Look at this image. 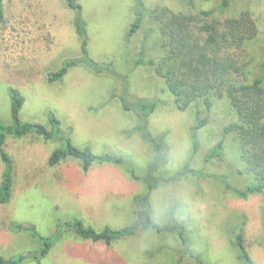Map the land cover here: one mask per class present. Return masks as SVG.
<instances>
[{"label": "rangeland", "instance_id": "rangeland-1", "mask_svg": "<svg viewBox=\"0 0 264 264\" xmlns=\"http://www.w3.org/2000/svg\"><path fill=\"white\" fill-rule=\"evenodd\" d=\"M222 1L141 0L146 12L138 30L128 35L136 0H78L90 56L111 62L126 77L130 99L158 101L148 116V128L161 138L164 157L152 172L155 151L134 130L136 113L122 108L118 99L122 81L117 76L94 73L79 63L61 80H48L49 72L80 56L75 11L64 0L2 1L0 123H11L8 89L14 87L24 97L21 120L47 126V113L53 112L62 129L70 130L75 145H89L95 155L114 152L125 161L94 162L86 172L71 158L49 165L50 152L61 142L7 136L13 185L9 201L0 203L3 257L38 253L44 246L28 231L15 228L21 224L54 240L39 261L28 258L23 264H244L233 245L238 232L255 264H264V189L241 197L221 181L225 177L240 189L255 181L236 152L233 134L223 132L237 120L229 98L213 94L210 108L202 98L178 107L164 78L146 64L168 52V38L150 10L192 14L210 10L208 21L249 11L256 34L246 42L240 59L246 78H256L264 60V0H229L223 11ZM141 55L143 63L136 64ZM201 120L205 124L195 128ZM219 141L221 155L207 159ZM3 170L0 158V182ZM149 171L150 180H157L149 194L155 228L140 223L133 233L105 244L78 238L67 227L76 219L96 230L120 229L138 221L140 208L134 197L147 191ZM58 227L62 230L54 234Z\"/></svg>", "mask_w": 264, "mask_h": 264}, {"label": "trees", "instance_id": "trees-1", "mask_svg": "<svg viewBox=\"0 0 264 264\" xmlns=\"http://www.w3.org/2000/svg\"><path fill=\"white\" fill-rule=\"evenodd\" d=\"M2 1L0 0V20L2 19ZM67 5L75 11L74 24L76 32L80 37V56L65 60L56 70L48 73L50 82L59 81L67 73L68 69L79 63L85 65L94 73L107 71L117 76L121 82V93L118 96L123 109L132 110L138 117V123L134 130L148 141L155 156L150 162V171L156 167L164 157L161 138L155 137L148 128V116L158 104L156 99L129 98V84L125 76L119 75L115 67L108 61H97L93 59L87 49L88 34L86 22L83 18L82 7L78 0H64ZM229 0H223L221 10H225ZM137 13L128 27V35L136 32L146 12L141 0H136ZM159 19L161 30L168 38L167 55L157 61L149 58L146 64L154 67L155 71L165 80L167 90L174 96L178 107H186L198 98H202L206 108L212 105L211 96L219 97L226 95L237 120L230 122L223 128L225 134L232 133L236 140V152L240 160L245 164V169L254 177L252 184L244 188L232 187L221 177L224 186L235 194L245 197L249 193H259L264 189V60L260 66V73L256 78H246L241 54L246 42L256 34V23L249 11H243L238 16H230L223 21L207 20L212 11L199 13H173L168 10H150ZM142 55L136 64H142ZM244 76V77H243ZM11 123H0V158L4 164V170L0 182V203H6L11 197L13 185V162L5 150L7 136L22 138L34 136L44 140H57L60 146L54 148L47 159L49 165H57L66 159L79 161L81 169L86 172L94 162H107L120 164L124 159L114 152L95 155L89 145L77 146L72 141L70 130L61 127V120L53 113L48 112V123L44 125L35 121H23L19 114L24 103V97L19 90L9 87ZM205 120L196 123L195 128L205 124ZM196 139L194 140L195 143ZM222 152V141L210 149L206 158L220 156ZM190 170V169H188ZM131 173L132 168L128 167ZM148 172L147 191L134 197L139 206V219L131 225L114 229L105 226L96 230L91 225H85L81 220L67 223L78 238L101 241L110 244L113 240L133 233L134 229L141 223L147 227H156L151 219V204L149 200L150 191L156 186L157 180H150L151 172ZM151 176V177H150ZM16 229H24L32 236L43 241L44 246L38 253H19L5 258L0 254V264H23L28 258L39 261L52 247L54 240L41 236L33 226L18 224ZM62 230L58 227L55 230ZM182 232H179L181 234ZM233 245L237 250L238 258L244 264H255L251 258L241 233L233 235ZM203 264V263H202Z\"/></svg>", "mask_w": 264, "mask_h": 264}]
</instances>
